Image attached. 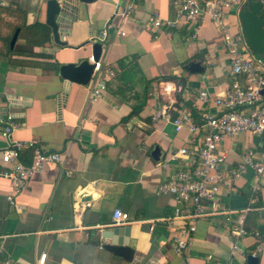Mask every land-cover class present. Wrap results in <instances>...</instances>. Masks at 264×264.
I'll return each instance as SVG.
<instances>
[{
    "label": "crops",
    "instance_id": "obj_1",
    "mask_svg": "<svg viewBox=\"0 0 264 264\" xmlns=\"http://www.w3.org/2000/svg\"><path fill=\"white\" fill-rule=\"evenodd\" d=\"M130 2L135 7L124 25L126 34L112 28L102 46L100 61L114 74L96 72L89 83L80 84L65 81L60 68H46V62L62 66L91 59L93 38L117 9ZM242 8L234 5L226 14L232 33L242 32ZM46 10L47 0H0V114L21 123L15 137L35 138L44 148L60 150L65 157L63 164L48 163L34 173L15 197V204L7 198L11 184L0 162L3 257L11 264H37L43 252L47 254L45 264H150L153 257L172 264H246L248 254L257 250L253 233L259 231L263 249L256 255L259 264H264V175L258 180L260 201L253 203L255 208L246 218L250 235L239 238L232 233L225 215L200 218L184 261L173 249L178 221L161 220L173 213L174 198L158 193V186L170 172L183 168L179 160L171 161L168 168L161 162L185 145L190 132L186 127L177 131L164 115L154 116L163 109L172 118L188 111L199 121L204 114L218 111L213 99L234 80L218 24L205 18L156 28L151 20L154 13L176 19L173 0L78 2L77 19L61 35L67 43L59 45L53 41L52 30L50 40L41 43L40 33L30 27L47 24ZM12 58L23 62L13 63ZM190 60H200L205 71H189L186 64ZM125 68H130L131 75H123ZM170 75L179 80L164 79ZM99 82L105 88L95 100L92 93ZM204 89L211 94L206 103L199 98ZM143 99L144 106L133 112V105ZM7 143L0 133V150ZM155 146L162 151L159 159L152 155ZM221 147L228 162L235 165L247 148L264 152V135L242 132L227 137ZM23 158L30 162V151ZM255 183L254 171L248 169L235 181L234 189L223 190L222 206L245 207ZM85 187V194L79 192ZM85 200L91 206L77 212L76 202ZM116 208L130 215L124 225L131 227L133 260L103 248L101 232L110 226ZM234 243L246 254L233 250Z\"/></svg>",
    "mask_w": 264,
    "mask_h": 264
},
{
    "label": "built area",
    "instance_id": "obj_2",
    "mask_svg": "<svg viewBox=\"0 0 264 264\" xmlns=\"http://www.w3.org/2000/svg\"><path fill=\"white\" fill-rule=\"evenodd\" d=\"M259 1L264 17V0ZM246 2L247 0H173L176 19H164L157 13L151 17L156 28H173L179 21L195 23L205 18L214 20L223 30L231 75L234 77L224 93L213 99L218 111L204 114L199 121L194 120L188 111H180L172 118L168 109H163L154 116L157 118L164 115L173 121L177 131L186 127L190 132L185 145L161 162L163 168H168L171 161L179 160L183 168L170 172L160 182L157 191L160 194L173 195V213L161 220L169 224L178 221L172 239L173 249L177 255L184 256V261L188 259L197 221L200 218L225 215L232 233L239 238L244 237L251 234L246 226L247 215L255 208L253 203L260 201L258 180L264 175V152L259 153L254 148H247L240 160L233 165L228 162L227 155L221 147L227 137L242 132L264 135V57L252 50L243 32L232 33L227 27L226 14L231 7L234 5L243 7ZM134 7V3L130 2L124 8L117 9L93 41L100 42L103 46L112 28H117L121 35H125L124 25ZM91 61L95 63L93 74L100 71L115 73L112 68L102 64L100 59L94 61L91 56ZM104 88V82L97 83L92 98L98 99ZM199 98L202 103H206L211 99L210 91L202 90ZM20 127L21 123L11 115L0 114V133L8 141L7 146L0 150V162L6 166L2 174L10 180L11 192L7 198L12 204H15V197L24 191L34 173L41 171L48 163L63 164L65 160L62 151L46 149L35 138L15 137L14 133ZM25 151H30V162L24 161ZM248 169L254 171L256 179L249 203L236 210L223 207V190L230 192L234 189L235 181ZM67 174H71V171L67 170ZM85 189L86 187L79 192L85 194ZM76 204L77 212H82L91 206L92 202L85 200L77 201ZM232 214L235 216L232 217ZM129 222L128 212L119 208L113 211L110 225H124ZM253 235L258 241L257 250L252 252L256 255L263 249V244L259 231H255ZM233 250L239 251L242 255L246 254L238 243H234ZM46 255V252H43L37 264H45ZM207 257L211 259L212 255L209 254ZM149 263L172 264L155 257L150 258ZM0 264H11L9 258L3 257L1 243Z\"/></svg>",
    "mask_w": 264,
    "mask_h": 264
},
{
    "label": "water",
    "instance_id": "obj_3",
    "mask_svg": "<svg viewBox=\"0 0 264 264\" xmlns=\"http://www.w3.org/2000/svg\"><path fill=\"white\" fill-rule=\"evenodd\" d=\"M95 0H47L46 23L51 27L53 41L59 45H66V41L61 38L62 34L68 32L72 23L77 19L78 2L85 4ZM242 32L244 33L250 47L257 54L264 57V17L262 5L259 0H247L240 11ZM19 28L15 31L11 46L13 47L19 33ZM102 44L94 42L92 45V56L94 61L100 59ZM95 63L91 59H84L79 63L70 62L60 67V75L69 83L87 84L90 82ZM186 68L193 72L205 71V66L200 60H190ZM67 93V91H64ZM162 151L159 146L152 150L154 158L159 159ZM131 227L125 225H110L101 232V238L105 240L103 248L123 256L127 260H133L136 250L130 245ZM259 256L248 254L246 264H259Z\"/></svg>",
    "mask_w": 264,
    "mask_h": 264
},
{
    "label": "trees",
    "instance_id": "obj_4",
    "mask_svg": "<svg viewBox=\"0 0 264 264\" xmlns=\"http://www.w3.org/2000/svg\"><path fill=\"white\" fill-rule=\"evenodd\" d=\"M31 28H34L37 32L40 33V41L41 43H45L47 41L50 40L51 38V28L45 24V23H42V22H38V23H35L34 25L30 26ZM29 26L28 28L31 29ZM12 62L13 63H22L23 61L22 60H19V59H14L12 58ZM46 68L47 69H50V70H59L61 64L59 62H46ZM137 62L135 61V63H132V64H136ZM121 65L122 66H125L126 63H124V61L121 62ZM131 70L130 68H125L124 71H123V75H131ZM164 79H177L179 80L176 76H173V75H170V76H165ZM181 82V80H180ZM145 99L141 100L140 104L138 106L136 105H133V112H137L138 111V108H141L144 106L145 104ZM177 116V115H174V117Z\"/></svg>",
    "mask_w": 264,
    "mask_h": 264
}]
</instances>
